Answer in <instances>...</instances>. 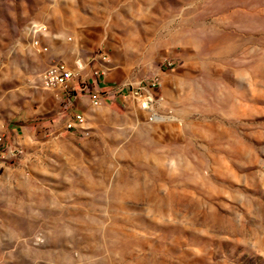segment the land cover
Segmentation results:
<instances>
[{
    "label": "rangeland",
    "instance_id": "374dc122",
    "mask_svg": "<svg viewBox=\"0 0 264 264\" xmlns=\"http://www.w3.org/2000/svg\"><path fill=\"white\" fill-rule=\"evenodd\" d=\"M0 264H264V0H0Z\"/></svg>",
    "mask_w": 264,
    "mask_h": 264
},
{
    "label": "built area",
    "instance_id": "2783aa9c",
    "mask_svg": "<svg viewBox=\"0 0 264 264\" xmlns=\"http://www.w3.org/2000/svg\"><path fill=\"white\" fill-rule=\"evenodd\" d=\"M38 42H35L37 45ZM88 62L80 59L74 61L72 65L64 61H59L46 68L40 75L42 88L52 92L57 98H67L69 102H74L80 96L88 94L92 105L98 106L101 103L99 96L91 91V87H98L99 70L93 69L90 74L87 73L86 67ZM155 85L154 83L152 84ZM126 89H129L128 87ZM142 90L147 89V85L141 87ZM129 96L134 95L131 89ZM149 99V97H147ZM146 108V105H145ZM152 120V118H150ZM84 123V114L76 112L65 126L66 130H73Z\"/></svg>",
    "mask_w": 264,
    "mask_h": 264
}]
</instances>
